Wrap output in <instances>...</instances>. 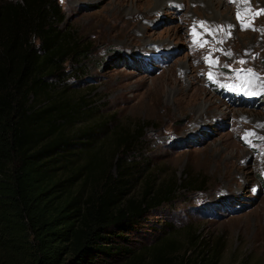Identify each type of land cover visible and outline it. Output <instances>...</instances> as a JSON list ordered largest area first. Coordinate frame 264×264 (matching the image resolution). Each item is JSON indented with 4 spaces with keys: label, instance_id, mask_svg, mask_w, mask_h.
I'll use <instances>...</instances> for the list:
<instances>
[{
    "label": "rangeland",
    "instance_id": "1",
    "mask_svg": "<svg viewBox=\"0 0 264 264\" xmlns=\"http://www.w3.org/2000/svg\"><path fill=\"white\" fill-rule=\"evenodd\" d=\"M56 1L63 26L89 46L60 83L86 94L89 122H102L85 137L109 143L139 127L128 153L137 179H194L121 241L146 244L169 232L190 250L193 232L207 241L203 249H217L216 264H264V15L252 21L256 30H241L236 12L248 5L228 0L217 8L207 0ZM250 6L264 9V1Z\"/></svg>",
    "mask_w": 264,
    "mask_h": 264
},
{
    "label": "trees",
    "instance_id": "2",
    "mask_svg": "<svg viewBox=\"0 0 264 264\" xmlns=\"http://www.w3.org/2000/svg\"><path fill=\"white\" fill-rule=\"evenodd\" d=\"M63 22L56 0H0V264H216L193 232L189 251L169 232L121 241L194 179H137L139 127L85 137L92 101L60 83L89 46Z\"/></svg>",
    "mask_w": 264,
    "mask_h": 264
},
{
    "label": "snow or ice",
    "instance_id": "3",
    "mask_svg": "<svg viewBox=\"0 0 264 264\" xmlns=\"http://www.w3.org/2000/svg\"><path fill=\"white\" fill-rule=\"evenodd\" d=\"M228 2L229 3H238V4L248 5V7H245L243 10H240L238 8V10L236 12V20L239 23L241 30H247V29L256 30L255 28H253L252 21L255 20L256 18H258L259 16L264 15V9L253 10L250 6V0H228ZM61 3H63V0H61ZM199 23H200L201 27H205L203 21H200ZM205 31L211 35L216 31V29H209V28L205 27ZM219 31H224V29L220 28ZM191 35L193 36V43L197 44L198 40L196 39V37L199 34L196 32L195 27L192 28ZM199 46L204 47V44L199 43ZM227 55H231V53H227ZM205 60H206V62L211 63V61L209 60L208 57H206ZM239 63L243 64V63H245V61L240 60ZM240 71H245V70L241 69ZM246 74L249 77H252L254 75L251 69H247ZM208 78L210 80L212 79L211 73L208 74ZM249 83H251V81H249ZM259 94L260 93H258V92H252V95H259ZM248 135H251V133H249Z\"/></svg>",
    "mask_w": 264,
    "mask_h": 264
},
{
    "label": "bare ground",
    "instance_id": "4",
    "mask_svg": "<svg viewBox=\"0 0 264 264\" xmlns=\"http://www.w3.org/2000/svg\"><path fill=\"white\" fill-rule=\"evenodd\" d=\"M208 2H209V6L210 7H214V8H217V6L222 2V0H207ZM250 1H258V2H260V1H264V0H250ZM167 2V1H166ZM236 4H238V3H236ZM234 7H235V4H233L232 6H231V8H230V11L232 10V9H234ZM240 8V7H239ZM242 8V7H241ZM226 9H229V8H227L226 7ZM254 10H259L260 8L259 7H254L253 8ZM230 11H229V13H230ZM224 15V14H223ZM222 14L220 15H217V16H214V17H217L216 19H219V18H221V16L223 17L222 19H226L224 16H223ZM227 24V23H226Z\"/></svg>",
    "mask_w": 264,
    "mask_h": 264
}]
</instances>
